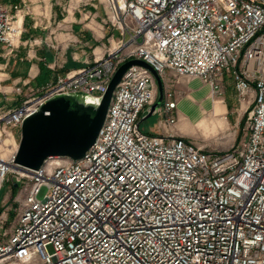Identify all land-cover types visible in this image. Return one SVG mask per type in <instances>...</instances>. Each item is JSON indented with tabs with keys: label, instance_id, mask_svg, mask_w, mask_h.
<instances>
[{
	"label": "built area",
	"instance_id": "built-area-1",
	"mask_svg": "<svg viewBox=\"0 0 264 264\" xmlns=\"http://www.w3.org/2000/svg\"><path fill=\"white\" fill-rule=\"evenodd\" d=\"M107 2L105 22L121 37L106 55L0 112V189L11 184L0 200V264H264V0ZM21 30L0 0V44L13 45ZM131 59L149 64L162 84L170 70L212 93L230 72L247 113L246 140L205 149L175 135L176 102L165 88L160 126L171 128L142 131L156 83L132 64L81 158L15 167L18 145L8 128L19 129L55 95L100 97ZM10 192L18 206L8 223Z\"/></svg>",
	"mask_w": 264,
	"mask_h": 264
},
{
	"label": "rangeland",
	"instance_id": "rangeland-1",
	"mask_svg": "<svg viewBox=\"0 0 264 264\" xmlns=\"http://www.w3.org/2000/svg\"><path fill=\"white\" fill-rule=\"evenodd\" d=\"M98 1L103 7V13L101 14L99 20V25L101 26V29H103V35L100 42L96 43L98 45L91 47L90 60L87 61L85 66L79 68L89 66L95 55H106L108 48L111 46L112 40H117L121 37L119 29L113 26L110 22H105L107 15L106 13L110 10L109 3L107 0ZM22 31L23 27L21 33ZM20 36L18 39L15 38L13 40V45L11 46L0 44L5 45L7 48L9 47L10 50H7L9 55L7 56H12V48L17 45ZM94 48L100 49L98 51H94ZM12 63L13 60H11L10 64L6 66V70L1 69L0 72L4 73L9 68L12 69ZM51 64L54 67L62 70V54L59 51H57L55 54L54 61ZM79 68L68 69L64 72H61L54 80L48 82H43L41 79L40 81L36 80L35 78L37 76H35L32 81H29L27 79H29L30 76L25 73H22V76H29L26 77L27 79H22L23 81L21 80L19 82H12L13 75H11L10 78L6 80L3 78V74H0V112H6L20 106L24 102V99L28 98L29 96L32 97L40 95V92L47 89L48 85L54 83L58 77L66 74L69 71L77 70ZM12 73H14V71H12ZM166 78L165 81L163 80L162 92L164 88L169 90L171 93L170 97L175 100L176 103L179 102L183 104V109H177V107H175L173 110L175 124L172 126V130L175 126L181 125L185 130V135H178L173 131L175 135L184 137L196 145L203 146L205 149H226L230 147L231 144H238L246 140L247 113H243V107H241L242 104L239 100V97L237 96L234 80L230 72L224 73L222 76V88H220V93H212L210 90H208V92L202 97L198 95L204 93L202 90L204 84L203 82L199 83V81L191 86L190 81L193 77L177 76L172 72L169 76L167 75ZM157 93L158 91L156 85V96L154 102L157 99ZM146 108H148V106L144 108L139 119L140 129L144 132L147 130L146 126L149 123L155 122L156 126H160V123L164 119L162 112H160V107H158L156 112H160L161 114L154 113L153 115L142 119V117L146 114ZM160 127L167 129L171 128V126L164 127V125H161ZM7 131L8 133L10 132L14 134L16 143L18 145L20 139V127L19 129L8 128ZM8 141L13 142V139L10 138L6 140V142ZM227 141L229 144L228 146L226 145ZM10 178L11 174L9 175V179ZM10 188V182H6L2 186L0 189V200L3 199L4 196L8 195ZM45 190V188L42 189V194L45 192ZM14 192L15 191H13V193ZM13 193L10 192L8 196L9 200L5 204L8 206L6 211L7 217L9 219L7 221L8 223L14 219L17 212L16 209L18 205L14 200V195H12ZM2 208L3 207L0 204V210H2Z\"/></svg>",
	"mask_w": 264,
	"mask_h": 264
},
{
	"label": "crops",
	"instance_id": "crops-1",
	"mask_svg": "<svg viewBox=\"0 0 264 264\" xmlns=\"http://www.w3.org/2000/svg\"><path fill=\"white\" fill-rule=\"evenodd\" d=\"M3 3L13 14L15 22L23 27L17 45L12 48V56H7L9 47L0 45V70L13 60L12 69L0 74L6 80L13 75L12 82H19L29 76V81L37 76L36 80L48 82L61 72L85 66L91 58V47L98 45L96 43L100 42L103 35L99 25L103 7L98 0H3ZM16 5L18 10L14 8ZM99 49L94 48V51ZM57 51L62 54V70L51 64ZM22 73L29 76H22ZM170 73V70L167 71L168 76ZM199 81L193 77L190 85ZM202 90L204 93L198 96H204L209 86L203 84ZM182 106V103H176L177 109H183ZM146 129L145 132L153 134H165L168 130L156 126L155 122L149 123ZM173 131L185 135L181 125L175 126ZM226 145H229L228 141Z\"/></svg>",
	"mask_w": 264,
	"mask_h": 264
},
{
	"label": "water",
	"instance_id": "water-1",
	"mask_svg": "<svg viewBox=\"0 0 264 264\" xmlns=\"http://www.w3.org/2000/svg\"><path fill=\"white\" fill-rule=\"evenodd\" d=\"M132 64L147 68L157 84V99L146 108L142 119L156 113L163 98L160 77L145 61L128 60L118 67L100 97L83 93L55 95L23 118L15 167L37 170L49 156L81 158L97 137L114 88Z\"/></svg>",
	"mask_w": 264,
	"mask_h": 264
},
{
	"label": "trees",
	"instance_id": "trees-1",
	"mask_svg": "<svg viewBox=\"0 0 264 264\" xmlns=\"http://www.w3.org/2000/svg\"><path fill=\"white\" fill-rule=\"evenodd\" d=\"M12 191H15V189L13 188Z\"/></svg>",
	"mask_w": 264,
	"mask_h": 264
}]
</instances>
